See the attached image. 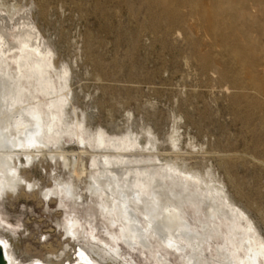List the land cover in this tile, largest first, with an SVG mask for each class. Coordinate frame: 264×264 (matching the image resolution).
Instances as JSON below:
<instances>
[{
  "label": "bare ground",
  "instance_id": "obj_1",
  "mask_svg": "<svg viewBox=\"0 0 264 264\" xmlns=\"http://www.w3.org/2000/svg\"><path fill=\"white\" fill-rule=\"evenodd\" d=\"M50 1L38 0L43 18L49 15ZM139 2L164 34L186 31L202 72L218 73L234 89L252 90L234 94L233 108L252 134L246 154L264 164V0ZM8 3L0 0V204L25 199L41 207L45 198L51 204H80L94 211L88 201L95 200L96 215L109 236L108 242L95 234L89 240L81 237L87 226L71 216L61 233L66 240L38 238V248L32 242L36 233L30 232L24 242L25 235L0 214V240L10 263L139 264L132 253L127 255L126 245L147 257L154 254L149 258L156 264H174L167 257L171 253L181 257L182 264H264V234L250 214L254 201L237 185L238 196L248 200L245 207L231 195L213 164L201 166L197 159H206L210 150L192 142L193 137L186 142L178 125L182 116L175 114L166 137L150 125L134 128L130 116L128 127L118 132L91 126L88 111L76 101L72 64L61 58L40 26L36 1ZM96 5L104 13L133 8L130 0H97ZM153 29L156 35L157 26ZM201 29L212 37L205 49L195 36ZM142 32L131 33L134 43ZM94 40L89 34V55L97 70L105 72L102 59L91 50ZM93 128L96 133H91ZM67 139L77 144L69 146ZM223 165L229 168L231 163ZM40 166L48 184L36 176ZM191 207L200 214L206 209L201 228L186 216ZM93 228L97 231L99 226ZM49 229L45 238L56 231ZM215 239L224 245L211 250L208 260L201 243Z\"/></svg>",
  "mask_w": 264,
  "mask_h": 264
},
{
  "label": "rangeland",
  "instance_id": "obj_2",
  "mask_svg": "<svg viewBox=\"0 0 264 264\" xmlns=\"http://www.w3.org/2000/svg\"><path fill=\"white\" fill-rule=\"evenodd\" d=\"M4 1L12 5L36 1L35 12L38 14V0ZM96 1L51 0L49 15L43 18L38 14L40 26L52 39L61 58L68 59L72 64L76 101L82 109L88 111L90 125L96 127L100 124L110 132H118L128 127L127 120L131 117L130 123H133L134 128L141 130L144 125H150L161 137H166L173 130L174 116L181 115L183 119H179L178 125L184 132L186 142L203 144L210 150L206 159L199 157L197 161L201 166L213 164L225 180L231 195L248 207V200L239 197L236 192L240 184L243 192L254 201L250 214L264 234V164L261 159L246 154V144L252 134L247 131L245 123L237 117L233 108L234 94L251 93L252 90L234 89L231 82L218 73L202 72L186 39V31L164 34L159 27L161 24L158 26L149 20L146 7H142L139 0H130L133 3L131 11L122 6L106 13L96 5ZM157 8L161 10V7ZM184 11L188 12L189 9L184 8ZM192 22L195 23L196 19ZM155 26L156 35L153 29ZM139 31H143L141 37L134 43L131 35ZM254 33L255 36L259 34ZM89 34L95 36L91 50L102 59L107 69L105 72L97 70L89 55ZM195 36L202 41V49L212 41V37L202 29ZM262 38L264 45V34ZM214 50L220 52L221 48L216 46ZM95 130L93 128L91 133H96ZM75 144L76 140L67 139V145ZM234 153L239 155L235 156L237 154ZM224 162L231 163V166L226 168ZM35 173L43 179L44 185L49 183L45 168L40 166L35 169ZM44 200L46 204L41 207L35 201L25 199L14 204H0L1 216L18 233L25 235L24 242L29 239L30 232L36 233L32 242L38 248L41 247L36 242L38 238L42 242L48 238L66 240V235L62 237L61 233L64 232L65 223L71 224V216L79 217L82 225L87 226L86 234H81V237L89 240L95 234L102 240L109 239L102 230L100 214L96 215L95 200L88 201L94 211L88 207H79L80 204L65 207L60 202L51 204L50 199ZM60 208L62 211L58 213ZM205 214L206 209L200 214L191 207L186 216L193 226L201 228L200 218L205 219ZM244 224L247 226V222ZM94 225L102 231L99 228L96 231ZM51 226L56 231L45 238L44 232L50 230ZM24 230L26 233H23ZM222 245L224 243L221 239L211 243L204 241L201 249H206L209 254L207 259L211 260V250L216 252ZM125 249L127 255L130 257L132 253L139 264H156L152 260L154 254L147 257L143 252L126 245ZM34 250L37 252L42 249ZM167 257L174 264H182L183 259L178 255L171 253Z\"/></svg>",
  "mask_w": 264,
  "mask_h": 264
},
{
  "label": "water",
  "instance_id": "obj_3",
  "mask_svg": "<svg viewBox=\"0 0 264 264\" xmlns=\"http://www.w3.org/2000/svg\"><path fill=\"white\" fill-rule=\"evenodd\" d=\"M2 241V240H0ZM3 244L2 246H0V264H11L8 256H7V248L6 245L4 243V241H2Z\"/></svg>",
  "mask_w": 264,
  "mask_h": 264
},
{
  "label": "snow or ice",
  "instance_id": "obj_4",
  "mask_svg": "<svg viewBox=\"0 0 264 264\" xmlns=\"http://www.w3.org/2000/svg\"><path fill=\"white\" fill-rule=\"evenodd\" d=\"M2 244H3V242H2V241H0V246H2Z\"/></svg>",
  "mask_w": 264,
  "mask_h": 264
}]
</instances>
